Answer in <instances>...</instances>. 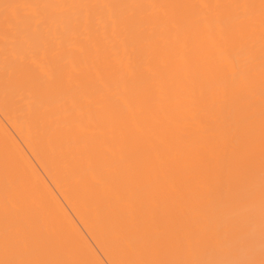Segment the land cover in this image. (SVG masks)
<instances>
[{
	"label": "bare ground",
	"instance_id": "obj_1",
	"mask_svg": "<svg viewBox=\"0 0 264 264\" xmlns=\"http://www.w3.org/2000/svg\"><path fill=\"white\" fill-rule=\"evenodd\" d=\"M0 264H264V0H0Z\"/></svg>",
	"mask_w": 264,
	"mask_h": 264
}]
</instances>
